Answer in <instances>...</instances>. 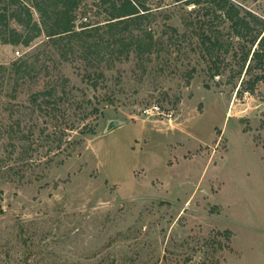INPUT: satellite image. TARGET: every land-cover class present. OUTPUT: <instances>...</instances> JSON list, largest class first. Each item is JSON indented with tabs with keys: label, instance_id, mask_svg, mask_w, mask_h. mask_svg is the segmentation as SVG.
<instances>
[{
	"label": "rangeland",
	"instance_id": "1",
	"mask_svg": "<svg viewBox=\"0 0 264 264\" xmlns=\"http://www.w3.org/2000/svg\"><path fill=\"white\" fill-rule=\"evenodd\" d=\"M193 1L150 0L144 57L0 41V264H264V66L253 85L250 37Z\"/></svg>",
	"mask_w": 264,
	"mask_h": 264
},
{
	"label": "trees",
	"instance_id": "2",
	"mask_svg": "<svg viewBox=\"0 0 264 264\" xmlns=\"http://www.w3.org/2000/svg\"><path fill=\"white\" fill-rule=\"evenodd\" d=\"M95 1V6L103 9L105 13L104 26L110 39L108 44H103V41L97 38L93 39L85 0H0V41L13 46L28 47L42 36L47 38L48 44H58L59 41L67 39L70 45L72 41L77 40L82 57L89 61L102 57L106 47L116 59H127L131 52L138 57L153 52L152 34L143 28L152 13L150 0ZM212 1V12L219 19L229 23L236 38L243 41L250 37L247 40L249 49L243 61L247 64L245 74L251 77V82L255 85L263 79V74L258 76L257 71L262 70L264 66V20L243 11L228 0ZM193 3H199V0ZM80 10L83 11L82 14L79 13ZM79 15H82L81 20L84 22L81 21L78 27ZM135 30L139 31L138 34ZM68 49L67 51L71 50L70 47ZM62 56H67V53ZM248 91H252V88ZM39 95L52 97L51 92ZM220 235L227 240L230 238L228 231Z\"/></svg>",
	"mask_w": 264,
	"mask_h": 264
},
{
	"label": "built area",
	"instance_id": "3",
	"mask_svg": "<svg viewBox=\"0 0 264 264\" xmlns=\"http://www.w3.org/2000/svg\"><path fill=\"white\" fill-rule=\"evenodd\" d=\"M144 114H146L147 116L148 115H157L158 117H161L163 119H167L169 123L172 121V118H173L172 113H169V112L163 113V112H161V110L157 106H152L151 108L144 110Z\"/></svg>",
	"mask_w": 264,
	"mask_h": 264
},
{
	"label": "water",
	"instance_id": "4",
	"mask_svg": "<svg viewBox=\"0 0 264 264\" xmlns=\"http://www.w3.org/2000/svg\"><path fill=\"white\" fill-rule=\"evenodd\" d=\"M116 125H118V122H111L108 126V130H110L111 128L115 127Z\"/></svg>",
	"mask_w": 264,
	"mask_h": 264
}]
</instances>
